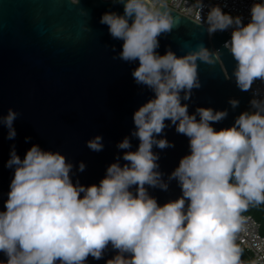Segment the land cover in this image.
Returning a JSON list of instances; mask_svg holds the SVG:
<instances>
[{"label":"clouds","instance_id":"obj_1","mask_svg":"<svg viewBox=\"0 0 264 264\" xmlns=\"http://www.w3.org/2000/svg\"><path fill=\"white\" fill-rule=\"evenodd\" d=\"M122 2L123 14L105 13L101 23L123 41L121 59L138 61L132 73L136 83L154 92L133 116L132 135L139 146L123 154V166L111 164L99 184L90 186L72 182L73 165L59 152L33 145L21 159L13 149L6 163L14 176L0 211V253L7 264H84L89 256L99 260L111 243L120 255L109 264H239L235 234L244 223L241 213L264 204V114L244 112L220 130L212 122L225 118L226 111L201 107L190 115L180 93L185 91L188 100L200 87L196 55L157 52L158 37L176 21L163 9L154 10L150 0ZM208 21L209 32L235 25L224 46L237 62L238 87L247 91L264 79V3L251 8L246 25L219 8ZM198 55L212 63L203 49ZM16 118L12 110L3 117L9 139L16 136ZM166 120L189 138L190 154L171 176L182 196L161 206L145 186L160 182L159 157L152 149L170 146L156 139ZM87 147L101 151L102 137L89 140ZM118 147L130 149L131 143L125 138ZM85 167L81 162L79 171Z\"/></svg>","mask_w":264,"mask_h":264},{"label":"water","instance_id":"obj_2","mask_svg":"<svg viewBox=\"0 0 264 264\" xmlns=\"http://www.w3.org/2000/svg\"><path fill=\"white\" fill-rule=\"evenodd\" d=\"M160 9L176 23L158 37V54L197 57L200 87L191 90L188 100L183 99L185 91L180 93L189 114L201 107L226 111L225 118L212 122L216 130L233 126L244 112L252 114L251 88L238 87L233 74L237 62L224 46L231 36L217 30L210 40L204 25L161 4L154 10ZM123 11L122 0H0V211L14 176V168L6 167L13 149L21 159L33 145L61 153L73 165L72 182L84 186L99 184L111 164L123 166V154L137 150L133 116L154 92L136 83L132 73L138 61L121 59L123 41L114 39L101 23L103 14ZM202 49L212 63L199 57ZM232 100L238 101L236 107ZM9 110L17 113L14 139L8 138L3 123ZM165 124L156 139H166L170 146L152 149L159 157L160 182L145 186L161 206L182 196L178 179L171 176L190 154L189 138L170 121ZM97 136L103 144L98 152L87 147ZM125 138L130 149L118 147ZM81 162L86 165L83 171ZM131 190L135 192V186ZM117 255L109 243L99 260L89 256L84 264H109ZM0 264H7L3 253Z\"/></svg>","mask_w":264,"mask_h":264},{"label":"built area","instance_id":"obj_3","mask_svg":"<svg viewBox=\"0 0 264 264\" xmlns=\"http://www.w3.org/2000/svg\"><path fill=\"white\" fill-rule=\"evenodd\" d=\"M150 2L153 9L161 4L204 25L211 40L214 32H209L211 24L207 20L213 9H222L233 18L240 17L242 23L246 25L251 20V8L256 4L264 3V0H150ZM234 28L235 25L225 31L231 36ZM251 95L252 102H256L255 106L252 103V114L258 111L264 114L262 111L264 110V79L253 82ZM241 217L244 223L241 230L235 234V246L239 245L249 253L254 264H264V235L260 232V225L251 216L241 214Z\"/></svg>","mask_w":264,"mask_h":264},{"label":"trees","instance_id":"obj_4","mask_svg":"<svg viewBox=\"0 0 264 264\" xmlns=\"http://www.w3.org/2000/svg\"><path fill=\"white\" fill-rule=\"evenodd\" d=\"M242 215L251 216L260 225V232L264 235V204L250 205L247 210L241 213ZM239 249V264H254L251 255L243 250L239 245L236 246Z\"/></svg>","mask_w":264,"mask_h":264}]
</instances>
